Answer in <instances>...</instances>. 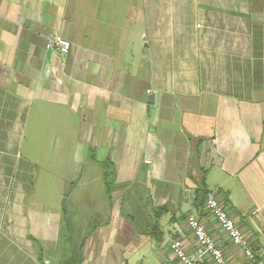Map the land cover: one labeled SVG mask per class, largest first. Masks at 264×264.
<instances>
[{"label": "crops", "instance_id": "crops-1", "mask_svg": "<svg viewBox=\"0 0 264 264\" xmlns=\"http://www.w3.org/2000/svg\"><path fill=\"white\" fill-rule=\"evenodd\" d=\"M190 214L264 264V0H0V264H213Z\"/></svg>", "mask_w": 264, "mask_h": 264}, {"label": "built area", "instance_id": "built-area-1", "mask_svg": "<svg viewBox=\"0 0 264 264\" xmlns=\"http://www.w3.org/2000/svg\"><path fill=\"white\" fill-rule=\"evenodd\" d=\"M47 48L58 49L68 52L71 43L61 35L49 36L46 42ZM151 92V90H148ZM207 212L216 220V223L234 244L242 247L245 257L249 260H256V252L249 238L242 231L236 220L230 215L226 206L222 203L217 193L211 192L206 200ZM187 226L192 230L196 241L198 257H209L213 264H232L226 257L224 250L209 233L206 225L194 214H190L186 219ZM174 256L182 264H199L198 259L191 257L184 247L183 240L175 239L171 245Z\"/></svg>", "mask_w": 264, "mask_h": 264}, {"label": "trees", "instance_id": "trees-1", "mask_svg": "<svg viewBox=\"0 0 264 264\" xmlns=\"http://www.w3.org/2000/svg\"><path fill=\"white\" fill-rule=\"evenodd\" d=\"M103 169H104V177H105V181H106V188L108 190V193L110 195V197H112L113 194V187L115 186V170L114 168L111 166V162L109 160L103 161L102 163ZM203 194L206 197L207 193L206 190L204 188ZM159 223H156L154 225V229L157 230L159 229Z\"/></svg>", "mask_w": 264, "mask_h": 264}, {"label": "water", "instance_id": "water-1", "mask_svg": "<svg viewBox=\"0 0 264 264\" xmlns=\"http://www.w3.org/2000/svg\"><path fill=\"white\" fill-rule=\"evenodd\" d=\"M74 184L71 185V187L67 190V192L65 193V198L63 200V208L66 209V197L69 196L70 192L73 189Z\"/></svg>", "mask_w": 264, "mask_h": 264}, {"label": "rangeland", "instance_id": "rangeland-1", "mask_svg": "<svg viewBox=\"0 0 264 264\" xmlns=\"http://www.w3.org/2000/svg\"><path fill=\"white\" fill-rule=\"evenodd\" d=\"M70 213H71V212L69 211L68 214L70 215ZM78 219H79V218L77 217L76 220L78 221ZM74 222H75V221H74ZM75 227H78V223H77V224L75 223ZM67 230H68V232H70L69 222H67Z\"/></svg>", "mask_w": 264, "mask_h": 264}]
</instances>
